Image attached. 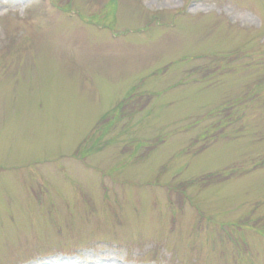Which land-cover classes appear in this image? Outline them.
<instances>
[{
  "label": "rangeland",
  "instance_id": "1",
  "mask_svg": "<svg viewBox=\"0 0 264 264\" xmlns=\"http://www.w3.org/2000/svg\"><path fill=\"white\" fill-rule=\"evenodd\" d=\"M0 264H264V0H0Z\"/></svg>",
  "mask_w": 264,
  "mask_h": 264
}]
</instances>
